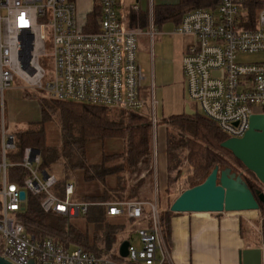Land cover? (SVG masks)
Wrapping results in <instances>:
<instances>
[{"label": "built area", "instance_id": "1", "mask_svg": "<svg viewBox=\"0 0 264 264\" xmlns=\"http://www.w3.org/2000/svg\"><path fill=\"white\" fill-rule=\"evenodd\" d=\"M121 0H100L101 16L95 31L78 17L75 0H0V238L1 255L13 264H166L168 251L160 224V207L143 200L90 202L75 198L76 185L68 182L62 193L55 174L41 168V152L27 147L22 159L13 163L8 152L16 148L15 134L5 123V92L20 80L21 89L42 91L57 99L87 102L141 112L146 105L142 92L147 78L138 60L139 38L159 33L131 26L118 11ZM250 0H219L214 9L193 8L184 14L171 34L191 36L183 61L185 94L202 114L228 137H242L250 127V116L264 112V61L240 59L241 55L264 52V0L260 1L255 27L249 20ZM138 6L133 5L132 10ZM31 44L29 55H21ZM53 73H47L46 63ZM156 99L150 117L156 121ZM28 171L23 186L8 180L10 166ZM46 172L48 174H46ZM176 193H181L179 182ZM45 193L42 207L68 218L87 215L93 205L106 206L111 216L133 219L142 247L132 241L124 260L70 249L52 237L28 233L19 219L23 200L20 192ZM27 197L25 202L27 201Z\"/></svg>", "mask_w": 264, "mask_h": 264}, {"label": "trees", "instance_id": "2", "mask_svg": "<svg viewBox=\"0 0 264 264\" xmlns=\"http://www.w3.org/2000/svg\"><path fill=\"white\" fill-rule=\"evenodd\" d=\"M95 8L88 15L87 31H95L101 16L100 0H95ZM219 0H180V7L175 5H158L155 7V20L160 25L166 22L180 24L185 13L193 8L214 9ZM260 1L250 0L246 3L249 10V20L244 27H255ZM183 7V8H182ZM182 8V9H180ZM143 17V16H140ZM132 19L137 20L134 15ZM132 26V24H131ZM23 97L36 99L41 110V119L31 122L25 127L16 128V148L8 152V158L13 163L21 161L24 150L32 147L41 152V168H48L56 161L62 160L64 171L69 181L61 183L58 179L57 192L62 193L66 183L76 182L80 179L85 182H98L103 185V191L98 194L100 198L87 196L82 200L90 202H115L124 200H140V189L143 181L130 179L135 172L148 170L153 161V125L150 111L143 109L133 112L121 108L102 106L87 102L57 99L42 91L23 89ZM166 129V153L168 169V186L166 193L173 191L175 177L173 172L188 158L194 167V174L188 180L187 188L203 182L215 166L220 168L232 167L241 174L250 188L255 191L258 179L249 171L233 153L222 147V142L228 138L219 126L198 112L195 115L182 114L164 118ZM56 122L61 130V143L59 146L49 145L47 142L46 123ZM113 142H120L117 150H107ZM100 145L97 158L91 147ZM90 153V156H89ZM98 153V152H97ZM231 157L232 159H230ZM93 158V159H92ZM0 159H1V109H0ZM95 159V160H94ZM244 171L237 170L236 166ZM254 176L251 178L249 175ZM28 171L20 166L13 165L8 169V180L23 186ZM117 177L115 186L108 183L110 177ZM115 190L110 192L108 190ZM114 195V198H109ZM45 193L34 195L28 193L26 207L19 213L20 221L25 225L28 233L36 237H52L64 243H74L87 251L116 260H124L119 254V247L126 236V227L133 223L127 216H111L104 205H93L87 215L85 224H72L71 218L46 212L42 207ZM75 198L76 197L75 194ZM79 200V199H78ZM172 201L167 203L161 214V223L166 241L169 238L170 219L175 212L170 210ZM150 208L144 206L143 212L147 214ZM264 235V205L259 209ZM117 218V221L111 220ZM120 220V221H119ZM119 221V222H118ZM3 242L0 238V254Z\"/></svg>", "mask_w": 264, "mask_h": 264}, {"label": "crops", "instance_id": "3", "mask_svg": "<svg viewBox=\"0 0 264 264\" xmlns=\"http://www.w3.org/2000/svg\"><path fill=\"white\" fill-rule=\"evenodd\" d=\"M75 1L79 20L82 23L87 22L88 15L95 8L96 1ZM133 5H137L138 9L132 10ZM155 7L156 4L152 0H121L118 11L130 25L140 26L148 30L151 27L156 29L155 26L159 24L155 20ZM134 15L137 16L135 21L132 19ZM163 24L159 25L162 26ZM160 34L163 35V32ZM158 35L156 34L153 39L148 35H141L139 38L140 45L144 38H147L150 44L152 98H155L156 83L163 77L165 72V70H162L164 62L157 59L156 55V52L159 53V46L156 42ZM15 88L18 91L16 95L22 99L23 89L20 86H14L9 91ZM19 91L21 92L19 93ZM154 150L150 167L151 175L148 173L149 169L145 170L140 173L136 181H143L139 199L147 203L146 207L150 208L149 204L157 203L160 210L163 211L167 203L180 194L176 193L175 189L169 194L166 193L168 186L166 133L164 148L157 150L155 146ZM158 190L164 191L165 198L163 200H161ZM261 220V215L257 210L174 213L170 219L167 241L162 231L164 245L168 251L166 264H240L241 251L256 247L262 248V264H264V235ZM133 227L136 228L134 223Z\"/></svg>", "mask_w": 264, "mask_h": 264}, {"label": "rangeland", "instance_id": "4", "mask_svg": "<svg viewBox=\"0 0 264 264\" xmlns=\"http://www.w3.org/2000/svg\"><path fill=\"white\" fill-rule=\"evenodd\" d=\"M156 6L158 5H175L180 7V0H152ZM183 8V7H182ZM180 8V9H182ZM156 30L160 33L163 32V35L160 33L156 37V42L159 46V53L156 52L157 59H160L164 62L162 66V70L165 72L163 73V77L156 83L155 86V99H156V121L153 125V152L155 151V146L157 150L160 148H164V139H165V124L163 123L164 118H169L171 116H177L186 114V103H189L191 108L202 114L201 109L197 103L194 101L188 100L185 97V83H184V74H183V67L182 61L184 52L187 46L191 43L192 37L186 35H179V34H171L170 32L174 30L175 23L174 22H167L164 23L162 26L157 24ZM150 44L147 38H144L141 41L140 49H139V62L145 70V74L147 78L145 79V88L142 92V97L144 98L146 105L145 109L148 111L152 108V84H151V54H150ZM157 47V45H156ZM158 48V47H157ZM161 51V52H160ZM245 59L248 61L254 60H263L264 61V52L256 53V54H245L241 55L240 59ZM165 60V61H164ZM47 73L51 75L53 73L51 63H46ZM158 72V70H156ZM22 82L20 80H16L13 83L14 86H20ZM10 90V89H9ZM5 92V123L9 131H15L16 128L25 127L27 124L31 122L39 121L42 117L41 110L39 106V102L36 99H26L20 98L16 94L17 89H13L12 91ZM21 91H19L20 93ZM125 110V109H124ZM46 134H47V142L49 145L52 146H59L61 143V130L60 127L56 122H47L46 123ZM110 141H108L107 150H117L121 143L116 141L113 142L112 146L109 145ZM92 143L88 146V150L90 152L91 147L94 150L95 154L92 153L93 158H97L100 152V145H93ZM11 151V150H10ZM98 152V153H97ZM90 156V153H89ZM92 158V159H93ZM232 159L231 157H229ZM95 160V159H94ZM237 170L244 171V169L238 165L236 166ZM50 173H53L57 176L61 183H65V181H69V178L66 176L63 167V161L58 160L54 162L49 168ZM194 174V167L188 158H184L182 163L178 166V168L173 172V177H175L173 189L177 182H179L181 188L183 190L187 188L189 185V178ZM248 174V173H247ZM249 175V174H248ZM251 178L254 176L249 175ZM139 177V174L136 172L131 175L130 179L135 180ZM108 183L110 185L115 186L117 183V177H110L108 179ZM77 184V191L76 197L79 200L86 198L87 196H91L94 198H100L98 194L103 191V185L98 182H85L83 180H78ZM257 189L264 190V185L258 181ZM182 190V191H183ZM110 192H115V190H108ZM158 194L161 197V200L165 198V193L162 190H158ZM109 198H114V195H110ZM153 199V198H151ZM88 201V200H83ZM159 205V204H158ZM160 207V206H159ZM259 213L260 211L257 210ZM161 214L160 212V224L161 223ZM85 217L84 215L71 218L72 224H76L78 226L84 225ZM111 220L117 221V218H111ZM120 221V220H119ZM118 221V222H119ZM163 231V227H162ZM126 236L129 241L138 247H142L141 237L138 234L135 227H133V223L126 227ZM70 249L77 248V244H70Z\"/></svg>", "mask_w": 264, "mask_h": 264}, {"label": "water", "instance_id": "5", "mask_svg": "<svg viewBox=\"0 0 264 264\" xmlns=\"http://www.w3.org/2000/svg\"><path fill=\"white\" fill-rule=\"evenodd\" d=\"M31 49V44L25 43L21 55H29ZM185 95L188 99L187 94ZM186 113L195 115L197 112L186 103ZM221 145L230 150L264 185V112L253 113L250 116V127L244 136L228 137ZM20 196L23 200L22 209H25L26 191L21 190ZM261 204L264 205V190L253 191L243 176L232 167L215 166L203 182L183 190L173 200L170 210L175 213L240 212L259 210ZM129 245V240L121 243L119 247L121 257H127ZM0 264L13 263L0 254ZM28 264L36 263L31 260ZM240 264H262V248L243 249L240 253Z\"/></svg>", "mask_w": 264, "mask_h": 264}, {"label": "flooded vegetation", "instance_id": "6", "mask_svg": "<svg viewBox=\"0 0 264 264\" xmlns=\"http://www.w3.org/2000/svg\"><path fill=\"white\" fill-rule=\"evenodd\" d=\"M185 96H186V95H185ZM255 190H257V188H256Z\"/></svg>", "mask_w": 264, "mask_h": 264}]
</instances>
